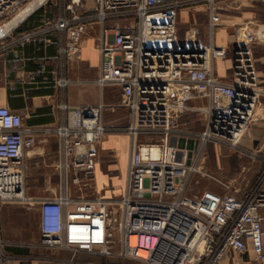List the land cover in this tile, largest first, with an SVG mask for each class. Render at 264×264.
Masks as SVG:
<instances>
[{
	"label": "built area",
	"instance_id": "1",
	"mask_svg": "<svg viewBox=\"0 0 264 264\" xmlns=\"http://www.w3.org/2000/svg\"><path fill=\"white\" fill-rule=\"evenodd\" d=\"M31 1L0 0V28ZM87 1L62 0L51 22V28L65 36L59 53L67 59H80L82 39L94 22L92 15L80 13ZM228 1L232 0H94V17L102 25L96 83L118 85L121 104L131 111L128 180L125 193L113 205L102 198L75 201L66 191L53 199L29 198L25 152L36 143V132L25 126L21 115L0 106V204L28 201L37 211L33 221L41 234L39 242L14 246L91 257L80 264H221L229 250L250 249L253 264L264 262V154L256 180L244 192L208 187L192 192L196 177L209 176V143L236 148L253 124L264 121V92L248 46L235 47L229 80L217 75L216 62L227 57L229 48L216 45L214 33L225 10L221 4ZM199 3L209 10V43L183 44L180 13ZM118 17L133 19L135 25L105 26ZM188 34L196 41L200 29L193 27ZM240 38L237 32L238 43ZM242 38L264 46V24L245 28ZM65 108L66 118L55 129L64 183L71 173L73 183L89 184L97 145L107 131L104 105ZM189 113L204 116L203 130L182 127L180 118ZM173 134L182 145H170ZM140 135L150 138L141 141ZM9 246L0 234V264H8ZM196 252L198 259L190 262Z\"/></svg>",
	"mask_w": 264,
	"mask_h": 264
},
{
	"label": "crops",
	"instance_id": "2",
	"mask_svg": "<svg viewBox=\"0 0 264 264\" xmlns=\"http://www.w3.org/2000/svg\"><path fill=\"white\" fill-rule=\"evenodd\" d=\"M57 3L61 9L62 0L48 1L37 10L40 16L38 22L35 11L0 40V106H6L21 115L25 126L36 132V143L25 152V192L36 201L53 199L66 191L75 201L102 198L111 203L116 202L125 193L128 180L133 145L127 132L131 111L121 104V88L118 85L100 87L96 83L101 68L97 45L102 25L94 17V0L87 1L85 10L80 9V13L94 18L82 39L80 59H67L59 53L65 36L51 28V22L58 13L51 18L48 11ZM191 8H184L180 16L185 14L184 10ZM134 25L133 19L124 17L105 22L106 27L119 26L123 29ZM29 33L33 35L32 38L24 39ZM216 34L219 35L218 46H227L229 41L221 40V33ZM216 69L219 77L226 78V69L220 62H216ZM100 104L104 105L103 120L107 131L97 145L98 159L93 179L89 184H75L71 179L72 174L68 173L66 185L65 173L59 165L60 139L55 129L66 118L65 106L74 108ZM187 115L198 116L204 125L205 118L201 114ZM187 115L180 118L181 123L186 121ZM184 123L189 124L188 121ZM190 125L191 129L199 131L193 123ZM259 131L258 127L251 126L242 141L243 146H253L255 139L260 137ZM149 138L140 135L138 139L145 141ZM208 188L223 192L219 188ZM36 212L28 201H5L0 204V234L5 241L10 242L8 264H80L91 259L86 253L74 254L66 250L43 252L41 249L14 246V243L22 245L40 241L39 225L33 221ZM252 259L251 249L246 253L229 250L221 264H253Z\"/></svg>",
	"mask_w": 264,
	"mask_h": 264
},
{
	"label": "rangeland",
	"instance_id": "3",
	"mask_svg": "<svg viewBox=\"0 0 264 264\" xmlns=\"http://www.w3.org/2000/svg\"><path fill=\"white\" fill-rule=\"evenodd\" d=\"M221 5L225 7V10H222V21L215 28L214 38L215 43L218 45L219 35L216 33H221L223 35L221 40L224 39L229 41L227 43L229 53L225 59H220L217 62H220L226 69V79L229 80L232 76L231 67L235 47L238 45L248 46L252 51L255 68L260 75V87L264 92V46L262 43H252L242 37L240 38V43L237 42V32H239V30L242 32L245 28L255 30L257 27L264 24V1L232 0L223 2ZM48 11L51 18L55 17L57 13L59 14L61 11L60 4L57 3V5H52ZM183 13L185 14L179 18V34L182 43L186 44L193 42L194 44L207 45L211 35L209 10L207 6L203 3H199L191 9L184 10ZM193 27H198L200 29V34L197 36L196 41L189 38L190 34H188V31ZM262 102L264 104V95L262 97ZM185 120L186 121L182 123L180 121L183 128L191 129L192 125L190 124L192 123L199 131L204 128V125L198 120V116L196 115L191 117L187 115ZM187 121L189 124L184 123ZM252 126L258 127L260 130V137L255 139L254 145L249 148L244 147L242 144L246 136L240 141L239 146L236 148L222 143H209L206 146L205 151L207 152V157L205 167L209 176L206 178H199L198 176L194 179L192 183L193 193L206 187H215L221 189L223 192H232L236 194L244 192L254 183L262 168V156L264 154V121L260 124H253ZM170 145L175 147L182 145L180 144L178 135L173 134L171 136ZM189 146H194L192 141L189 142ZM177 159H182L181 151L177 152ZM5 242L10 243L8 241ZM41 250L43 252L50 251L49 249ZM5 252L9 255L8 248L6 247Z\"/></svg>",
	"mask_w": 264,
	"mask_h": 264
},
{
	"label": "water",
	"instance_id": "4",
	"mask_svg": "<svg viewBox=\"0 0 264 264\" xmlns=\"http://www.w3.org/2000/svg\"><path fill=\"white\" fill-rule=\"evenodd\" d=\"M48 1L49 0H33L22 11H20L17 15H15L13 18H11L8 22H6L3 25L4 30H2L0 37L8 36L21 23H23L27 18H29L35 11H37L41 6H43ZM14 21L16 22L13 24Z\"/></svg>",
	"mask_w": 264,
	"mask_h": 264
},
{
	"label": "bare ground",
	"instance_id": "5",
	"mask_svg": "<svg viewBox=\"0 0 264 264\" xmlns=\"http://www.w3.org/2000/svg\"><path fill=\"white\" fill-rule=\"evenodd\" d=\"M31 2H32V1H31ZM29 4H30V3H29ZM29 4H28V5H29ZM22 10H23V9H22ZM22 10H21V11H22ZM15 22H16V21H14L13 24H14ZM11 24H12V23H11ZM2 30H4L3 26L0 28V34H1ZM239 32H240V36L242 37V31L239 30ZM199 255H200V252H196V254L190 259V262H195V261L198 259Z\"/></svg>",
	"mask_w": 264,
	"mask_h": 264
},
{
	"label": "trees",
	"instance_id": "6",
	"mask_svg": "<svg viewBox=\"0 0 264 264\" xmlns=\"http://www.w3.org/2000/svg\"><path fill=\"white\" fill-rule=\"evenodd\" d=\"M35 18H36V20H37V22L39 21V18H40V16H39V11H37V15L35 16Z\"/></svg>",
	"mask_w": 264,
	"mask_h": 264
}]
</instances>
